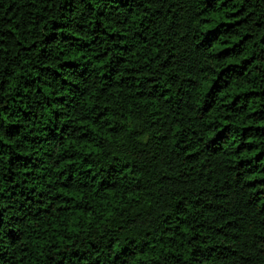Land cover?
I'll return each instance as SVG.
<instances>
[{
	"label": "trees",
	"instance_id": "1",
	"mask_svg": "<svg viewBox=\"0 0 264 264\" xmlns=\"http://www.w3.org/2000/svg\"><path fill=\"white\" fill-rule=\"evenodd\" d=\"M0 264H264V0H0Z\"/></svg>",
	"mask_w": 264,
	"mask_h": 264
}]
</instances>
